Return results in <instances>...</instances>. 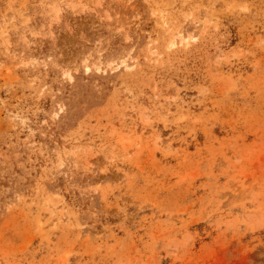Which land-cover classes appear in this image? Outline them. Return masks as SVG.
<instances>
[{"label": "rangeland", "instance_id": "1", "mask_svg": "<svg viewBox=\"0 0 264 264\" xmlns=\"http://www.w3.org/2000/svg\"><path fill=\"white\" fill-rule=\"evenodd\" d=\"M0 264H264V0H0Z\"/></svg>", "mask_w": 264, "mask_h": 264}, {"label": "bare ground", "instance_id": "2", "mask_svg": "<svg viewBox=\"0 0 264 264\" xmlns=\"http://www.w3.org/2000/svg\"><path fill=\"white\" fill-rule=\"evenodd\" d=\"M88 69H89V66H88Z\"/></svg>", "mask_w": 264, "mask_h": 264}]
</instances>
